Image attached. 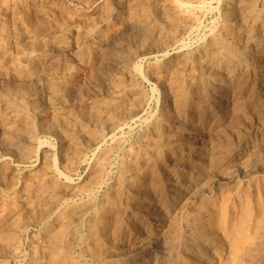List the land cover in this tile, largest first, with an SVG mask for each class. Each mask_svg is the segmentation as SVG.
<instances>
[{
	"label": "bare ground",
	"instance_id": "6f19581e",
	"mask_svg": "<svg viewBox=\"0 0 264 264\" xmlns=\"http://www.w3.org/2000/svg\"><path fill=\"white\" fill-rule=\"evenodd\" d=\"M220 3L217 31L181 53L180 38L194 30V13L206 12V0H0V264H73L77 230L91 211L85 251L96 264H132L123 250L147 243L144 249L160 246L140 257L144 264H195L199 255L206 264H264V177L255 185L257 199L250 191L237 197L212 191L222 169L229 176L234 142L247 141L245 125L256 113L249 115L257 83H264V0ZM168 48L157 69L169 76L156 78L176 121L161 111L139 145L124 149L115 187L97 210L96 195L121 143L116 132L135 122L145 103L134 59ZM229 102V126L212 130ZM257 115L264 121L263 103ZM204 124L212 130L205 149L194 145ZM41 133L58 136V167L81 165L91 152L90 176L60 181L64 174L42 155ZM108 135L113 142L104 147ZM235 156L231 165L264 172V157ZM84 194L87 202H77ZM137 220L144 237L136 234ZM210 249L214 256H207Z\"/></svg>",
	"mask_w": 264,
	"mask_h": 264
},
{
	"label": "rangeland",
	"instance_id": "374dc122",
	"mask_svg": "<svg viewBox=\"0 0 264 264\" xmlns=\"http://www.w3.org/2000/svg\"><path fill=\"white\" fill-rule=\"evenodd\" d=\"M64 1V3H66L65 5H68V3L69 4H71V0H63ZM208 1V2H207ZM211 1V0H210ZM209 0H206V4H205V6H206V12H205V10L204 11H195V13H194V15H195V17H196V23L194 24V30H192V32L190 31V32H188V33H186V34H184V36H182L181 38H180V42L181 43H183L184 41V44H186V46H185V48L181 51V53H189V52H192V51H194V50H196V48L198 47V45H200L201 43H203L204 42V38H205V40L207 39V37L209 36V35H207L208 33L211 35L212 33H210V29H212L211 30V32H215V31H217V29H218V27L221 25V23L223 22L222 20H223V15H222V13H221V11H220V9H219V7H220V2H222V1H224V0H213V1H211V5H209V2H210ZM220 1V2H219ZM220 3V4H219ZM211 6V7H210ZM215 8H214V7ZM217 6V7H216ZM210 7V8H209ZM219 9V11L220 12H218L217 10ZM210 9V12L208 11ZM214 9H217V10H214ZM199 12V13H198ZM208 12V13H207ZM204 14H205V16H204ZM208 15V16H207ZM221 16V17H220ZM199 17V18H198ZM222 18V19H221ZM202 20V21H201ZM200 21L202 22L201 24H200ZM198 24V25H197ZM200 24V25H199ZM216 24V25H215ZM218 24H220V25H218ZM215 26H217L216 28L217 29H214L215 28ZM127 26L125 25H122V31L124 32L125 31V29L124 28H126ZM197 27V28H196ZM214 29V30H213ZM196 33V34H195ZM206 35V36H205ZM188 36V37H187ZM187 37V38H186ZM201 37V38H200ZM200 38V39H199ZM188 40H190V41H188ZM189 43H188V42ZM200 43V44H199ZM188 44V45H187ZM188 46H189V48H188ZM138 46H136V48H137ZM135 48V49H136ZM165 51H163V49H151L150 51H148L147 50V54H146V51H145V54H139L135 59H134V63L135 64H137V65H139V63L141 64V65H139L140 67H141V72L140 73H135L136 74V84H138V85H136V87L138 88V90H140L143 94H144V96H145V103H144V105H143V109H142V111L140 112V114L137 116V119L135 120V122L133 123V122H131L130 124H128L129 125V127L128 126H126V127H124V129H122V130H119V131H117L116 132V135H115V138L117 137V138H119V139H117L116 138V140L118 141V143H120V144H118L119 146H118V148H115V150H114V152L111 154V163H110V165L111 166H109V168H108V172L105 174V177H104V180H106L105 181V184L106 185H104V187L106 188V190H105V188L103 187L102 189H101V191H100V194L98 195H96V206L94 205L93 207L95 208V209H97L98 210V207L100 206V201H101V196L103 195V194H106V193H108V194H110V189H112V188H114L113 187V185H115V182H116V178L118 177V173H120L119 172V170H120V163H121V158H122V154H124V153H122L123 151H124V149H126L127 147H129L130 145H132V146H137V144L139 145V142H140V139H141V137L143 136V134H144V132L146 131V130H144V129H147V124H149V122H152V121H154V119L155 118H157V117H161V111H162V114L164 113V112H166L167 114H168V116L169 117H167V118H170L171 120L170 121H176V119H174L173 118V113H172V111H173V106H172V103L171 102H169V101H171L170 99H169V94L168 93H166L165 92V89H163L164 87H162L161 86V83H158L157 82V78L159 77V75L160 74H162V73H164L163 74V76H169V72H168V74L166 73L167 71H160L159 69H157V68H160L161 67V65H163L164 64V58H163V53H165V52H169V48L168 49H164ZM192 50V51H191ZM170 51L171 52H173V50L172 49H170ZM156 52V53H155ZM155 53V54H154ZM149 55V56H148ZM145 57V58H144ZM161 58H163L162 60L163 61H161ZM137 59V60H136ZM145 59V60H144ZM151 59V60H150ZM140 60V61H139ZM156 60V61H155ZM157 62H159V64L157 63ZM112 63H113V61H112ZM145 63V64H144ZM263 63H264V61H263ZM160 65V66H158V65ZM263 66H264V64H263ZM156 67V69H154V72H153V68H155ZM144 69V70H143ZM150 69V70H149ZM157 70H159V71H157ZM143 72V73H142ZM152 72V73H151ZM140 74V75H139ZM144 74V75H143ZM155 74V75H154ZM142 76V77H141ZM153 76V77H152ZM158 76V77H157ZM160 76H162V75H160ZM147 77V78H146ZM157 77V78H156ZM84 78L82 77V84H84L85 82H88L87 80L85 81V79L83 80ZM144 79H146V80H144ZM155 79V80H154ZM148 80V81H147ZM151 80V81H150ZM253 80H254V78H253ZM154 84H153V83ZM140 84V85H139ZM160 84V85H159ZM154 85H156V87L154 86ZM257 87H258V91H259V94H258V96L255 98V101H253L252 102V104L255 106H259L258 108L256 107H254V106H251V108L249 109V115L251 114V111H252V113L253 112H255L256 111V113H253L254 115H250V117H251V120H250V122H248V123H246L247 125H245V133L246 134H244L243 135V139H246L247 141H243V142H241V141H237V143L236 142H234L235 143V145L234 146H236L237 148H236V150L238 151H236L237 153H235L236 155L237 154H242V155H246V156H253V155H257V156H253V157H257V158H259V156H262V157H264V121H263V119H259V117H258V115H257V111H258V109L262 106V103L264 104V102L261 100V99H263L264 100V83H257ZM263 85V86H262ZM161 87V88H160ZM142 88V89H141ZM155 88V89H154ZM159 88V89H158ZM261 89V90H260ZM154 92H153V91ZM262 91V92H261ZM167 94V95H166ZM263 96V97H262ZM147 97V98H146ZM167 98V99H166ZM148 99V100H147ZM166 99V100H165ZM243 100H245V98H243ZM148 101V102H147ZM166 102V103H165ZM255 102L257 103V104H255ZM261 105V106H260ZM172 106V107H171ZM229 106H230V102L229 103H227V106H226V110H224V112L222 113L223 115L220 117V119H217V120H219L218 122H217V120L215 121H213L214 123H213V127H212V130H214V129H218V128H220V127H228L229 125V122H230V120L232 119V117H231V112L230 111H228L229 110ZM167 109H166V108ZM45 108H46V106H45ZM252 108H255V109H257V110H255V109H252ZM47 109V108H46ZM45 109V110H46ZM146 111H145V110ZM252 109V110H251ZM254 110V111H253ZM145 111V112H144ZM143 113V114H142ZM172 113V114H171ZM153 114V115H152ZM157 114H158V116H157ZM154 116V117H153ZM171 116V117H170ZM230 116V117H229ZM254 116V117H253ZM145 118V119H144ZM146 118H148V119H146ZM256 118V119H255ZM141 119V120H140ZM252 119H253V121H252ZM146 123H145V122ZM201 123V122H200ZM199 123V124H200ZM227 123V124H226ZM254 123V124H253ZM136 124V125H135ZM144 124L146 125V126H144ZM175 124V123H174ZM176 125V124H175ZM223 125V126H222ZM259 126V127H258ZM130 127H132V128H130ZM251 127H253V128H251ZM203 130L202 131H200V134H199V138L197 139V141L195 142V146L197 147V148H203L204 147V149L205 148H207L208 147V144H210V140H209V136H210V133L212 132V130H210L209 131V129L208 128H210V127H205V124L203 125ZM251 128V129H250ZM207 129V130H206ZM257 129V130H256ZM259 129V130H258ZM175 130H177V128H174V131ZM209 131V132H208ZM250 131V132H249ZM143 132V133H142ZM214 132V131H213ZM205 133V134H204ZM45 134V135H44ZM202 134V135H201ZM207 134V135H206ZM249 134V135H248ZM52 135V136H51ZM206 135V136H205ZM38 136H39V138H41V140H43V141H45V146H44V148H43V153H42V155H44V157H45V160L48 162L49 161V163H47L48 165H49V167H51L52 169H56V168H59L60 169V171L64 174V175H61V176H58V178H60V181H62V182H65L66 181V177L69 175L72 179H74V181H82V179L84 178V180L87 178V177H89L90 176V171H91V168H92V165H93V160H91L93 157H92V153L90 152V153H88L87 154V161L86 162H84L83 164H81V165H74V167H72V169L71 168H66V167H63V166H56L55 164V157L56 156H60V149H61V143H60V140L58 141V136H55V135H53V134H47V133H41V134H38ZM45 136V137H44ZM55 139H54V138ZM57 137V138H56ZM110 137V135H108L106 138H105V142H104V147H106V146H110L111 144H112V140H111V138H109ZM121 137H122V139H121ZM209 137V138H208ZM247 137V138H246ZM242 139V140H243ZM138 140V141H137ZM199 140V141H198ZM127 141V143L125 144V142ZM209 141V142H208ZM46 142H47V144H46ZM52 142V143H51ZM106 142H107V144H106ZM132 144H131V143ZM54 143V144H53ZM207 143V144H206ZM52 144V145H51ZM58 144V145H57ZM136 144V145H135ZM244 144V145H243ZM106 145V146H105ZM126 145V146H125ZM57 146V147H56ZM123 146V148H121ZM55 147V148H54ZM180 148H181V146H179ZM242 147H243V149H242ZM256 147V148H255ZM239 148H240V151H239ZM182 149H184V146L182 147ZM181 149V150H182ZM256 150V151H255ZM255 151V152H254ZM48 152V153H47ZM50 152V153H49ZM117 152H119L118 154H117ZM257 152V153H256ZM45 153V154H44ZM261 153H262V155H261ZM235 154H234V158H231L230 160H228L227 161V165H228V168L230 169V173H229V176L228 175H226L225 173H224V169H222V171H221V174H217L216 176H215V178H214V186H213V190L212 191H216L217 193L218 192H220V191H226L224 194H226V193H230V194H232V196H234V197H237L238 195L239 196H242V194L245 192V191H250V192H248L249 194H251V195H253L254 197L253 198H256L257 197V190H256V187H255V185H257V183H259V182H261V179H262V177L261 176H263L264 177V172H262V168H256V169H254V167L253 168H251V169H247V168H242V167H240V165H239V163H238V166L237 167H235V165H231V163H234V160H235V158H236V156H235ZM248 154H250V155H248ZM48 155V157H46ZM55 156V157H54ZM71 156V155H70ZM90 156V157H89ZM118 156H119V158H118ZM251 156V157H252ZM51 157V158H50ZM92 157V158H91ZM113 157V158H112ZM201 157V160L202 161H204V160H206V158H207V156H206V154L205 155H202V156H200ZM48 158V159H47ZM116 160H118V163H117V161ZM91 161V162H90ZM116 161V162H115ZM69 163H71L70 161H68ZM67 162V164H69ZM88 162V163H87ZM116 163V164H115ZM68 166V165H67ZM113 166V167H112ZM90 167V168H89ZM233 167V168H232ZM63 168H64V170H63ZM83 168V169H82ZM89 168V169H88ZM227 168V169H228ZM242 168V169H241ZM110 169V170H109ZM228 169V170H229ZM254 169V170H253ZM22 170H24V167H22ZM76 170V171H75ZM169 170H172V167L171 166H169ZM237 170V171H236ZM65 171V172H64ZM73 171V172H72ZM111 171V172H110ZM114 171V172H113ZM253 171V172H252ZM67 172V173H66ZM229 172V171H228ZM261 172V173H260ZM24 172H22V171H19V177H22ZM72 173V174H71ZM218 173H220V172H218ZM233 173V174H232ZM116 174V175H115ZM186 174H187V176H190L189 175V171L188 172H186ZM223 175H224V177H223ZM186 176V177H187ZM227 176V177H226ZM81 177V178H80ZM77 178V179H76ZM224 178V179H223ZM226 178V179H225ZM223 179V180H222ZM110 180H112V181H110ZM220 180V181H219ZM224 180H226V181H224ZM230 181V182H229ZM259 181V182H258ZM109 187V188H108ZM215 187V188H214ZM250 189V190H249ZM103 190V191H102ZM105 190V191H104ZM244 190V191H243ZM212 191L211 192H209V191H207L208 193L205 195L206 196V198H210V196H211V194H212ZM238 191V192H237ZM104 192V193H103ZM237 192V193H236ZM256 192V193H255ZM241 194V195H240ZM149 195V196H148ZM148 195H147V197H148V199H147V202L150 204V205H152V207H153V209H155V207H156V204H155V200H154V195H153V190L152 189H150L149 191H148ZM84 197V198H83ZM149 197H151V198H149ZM87 198V199H86ZM89 199V196H87V194H84V195H81L80 196V198H78V199H76L77 200V202H87V200ZM257 199V198H256ZM255 199V200H256ZM153 200V201H152ZM98 201V202H97ZM153 202V203H152ZM199 201H197V202H192V204L193 205H195V204H199L198 203ZM192 205V206H193ZM191 206V207H192ZM190 207V205H189V208H191ZM189 208L187 207V209L186 210H189ZM152 209V214H158L159 212L158 211H156V209L157 210H159L158 209V207L155 209V210H153ZM185 209V208H184ZM92 212V211H91ZM91 212H90V214H91ZM155 212V213H154ZM89 214V215H90ZM89 215L83 220V221H81L80 222V224L82 225H79V229L77 230V233H76V239L74 240V243H73V247L71 248V260L72 261H75V262H77L76 264H96L95 263V261L92 259V257L91 256H89L90 254L87 252V251H85L86 250V248H85V245L86 244H88V241L90 240L89 238H90V232H88V231H90L89 229V227H91V226H89V225H91V222H90V220H91V218H89ZM138 221V226L136 225V230H137V233L136 234H138V236L139 235H141V236H143L144 237V230H143V228L140 226V222H139V220H137ZM90 222V223H89ZM87 224H89V225H87ZM35 225H36V227H35V229L36 230H39V229H41L42 228V225H43V223L42 222H40V223H35ZM151 225V224H150ZM81 227V228H80ZM139 227V228H138ZM141 228V229H140ZM84 231V232H83ZM87 231V232H86ZM141 231V232H140ZM143 232V233H142ZM83 233V234H82ZM89 236H88V235ZM88 236V237H86V236ZM127 236H129V238L130 237H134L133 235L132 236H130V233L127 235ZM80 239V240H79ZM84 242V243H83ZM28 244H29V242H28V239H26L25 240V247H28ZM77 245V246H76ZM149 245H151V244H149V243H147L145 246H144V248L146 247V246H149ZM159 244H152V246L151 247H149V249H141V248H139V249H137V247H133L132 249H128V248H126L125 250H123V251H125V253H127V255H129L130 257H131V259H133V263L132 264H144V262H142V259L140 258L143 254L146 256V257H149V256H153V254H151V252L153 251V250H157L158 248H159ZM79 247H81V249L79 248ZM84 248V249H83ZM150 248H152L151 250H150ZM27 249L25 248V251H26ZM142 250H144V252H141ZM128 251V252H127ZM157 251H159V249L157 250ZM212 251V252H211ZM77 254H76V253ZM136 252H137V254H136ZM141 252V253H140ZM207 252V251H206ZM209 253L207 254V256H210V254H211V256H214V250L213 249H210L209 251H208ZM140 253V254H139ZM74 254V255H73ZM78 255V256H77ZM83 255H84V257H83ZM149 255V256H148ZM210 256V257H211ZM77 257V258H76ZM80 257V258H79ZM199 258H196V260L197 261H195V259H194V261H195V264H206V260L207 259H204L205 257L204 256H202L201 257V255H199L198 256ZM201 257V258H200ZM84 258V259H83ZM86 259V260H85ZM92 259V260H91ZM201 259V260H200ZM79 260V261H78ZM198 260H199V262H198ZM204 260V261H203ZM88 261V262H87ZM93 261V262H92ZM143 261H145V260H143ZM208 261V260H207ZM75 262H72L73 264H75ZM78 262H80V263H78ZM208 263V262H207ZM208 264H210V263H208Z\"/></svg>",
	"mask_w": 264,
	"mask_h": 264
}]
</instances>
